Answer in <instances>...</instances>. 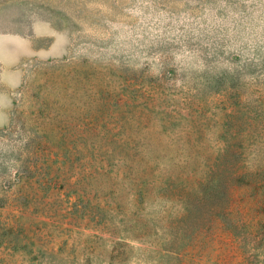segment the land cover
Here are the masks:
<instances>
[{
  "label": "rangeland",
  "instance_id": "374dc122",
  "mask_svg": "<svg viewBox=\"0 0 264 264\" xmlns=\"http://www.w3.org/2000/svg\"><path fill=\"white\" fill-rule=\"evenodd\" d=\"M0 264H264V0H0Z\"/></svg>",
  "mask_w": 264,
  "mask_h": 264
},
{
  "label": "trees",
  "instance_id": "16d2710c",
  "mask_svg": "<svg viewBox=\"0 0 264 264\" xmlns=\"http://www.w3.org/2000/svg\"><path fill=\"white\" fill-rule=\"evenodd\" d=\"M216 168H218V165L215 166ZM217 175V170H215L214 166H209L208 169L204 172V175L202 176V178H204L203 180L205 182H207V184H202L199 183V186L202 187V191L199 192V195L201 196L200 198H198V202H200V204H202L203 206L205 205V202L212 196L215 194H219L222 190L223 187L220 186L219 184L214 183V179ZM165 186L168 188V191L170 189H173L174 187H176V183L172 182L170 183L169 180H166L164 182ZM162 186L159 187V189H161ZM190 189V188H189ZM152 191L151 188H149V184L146 182V180H142L141 181V186L139 188V192H138V197L139 200L141 202H147L150 195L149 193ZM224 191L228 193L229 198L231 199V202L234 199V196L237 193V188H233L230 186H224ZM231 202L229 203L228 207L226 208V212L227 213H231L233 212V204H231ZM187 210L186 214H190V208L189 206H186L185 208ZM210 215L208 216V218L206 219V223L208 222V228L207 230H200L197 231L196 233L193 234L192 238H191V243H194L193 246H191V249L194 248H199L202 246V244L204 243V240L208 238L209 241H213V238L216 240L219 236H215L216 231L215 229H219V227L217 226L218 224L216 222H219L215 217H212V214L214 213L215 209L214 208H210L209 210ZM211 229L212 231L208 233V230ZM232 234H226L225 235V239L222 241H226L229 237L231 238ZM188 253V252H187ZM184 257V254L181 255V257Z\"/></svg>",
  "mask_w": 264,
  "mask_h": 264
},
{
  "label": "crops",
  "instance_id": "0c3cea01",
  "mask_svg": "<svg viewBox=\"0 0 264 264\" xmlns=\"http://www.w3.org/2000/svg\"><path fill=\"white\" fill-rule=\"evenodd\" d=\"M29 50H30V55H34V53H33L32 49H31V48H29ZM36 55H37V54H36Z\"/></svg>",
  "mask_w": 264,
  "mask_h": 264
}]
</instances>
